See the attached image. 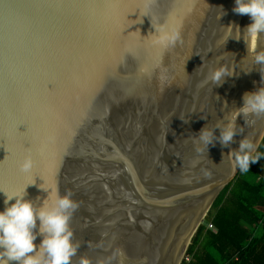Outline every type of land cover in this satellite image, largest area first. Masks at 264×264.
Segmentation results:
<instances>
[{
	"label": "water",
	"instance_id": "water-1",
	"mask_svg": "<svg viewBox=\"0 0 264 264\" xmlns=\"http://www.w3.org/2000/svg\"><path fill=\"white\" fill-rule=\"evenodd\" d=\"M234 5L0 0V189L26 187L37 205L41 188L72 193L71 264H180L239 171L230 152L244 139L258 149L264 115L238 112L243 94L264 86L253 63L264 34L250 39L252 19ZM227 29L240 38L224 44ZM219 67L234 75L205 83ZM233 122L232 142L196 152L202 127Z\"/></svg>",
	"mask_w": 264,
	"mask_h": 264
},
{
	"label": "clouds",
	"instance_id": "clouds-1",
	"mask_svg": "<svg viewBox=\"0 0 264 264\" xmlns=\"http://www.w3.org/2000/svg\"><path fill=\"white\" fill-rule=\"evenodd\" d=\"M233 11L250 15L252 23L245 27L250 39L264 34V0H235ZM224 14L223 10L218 19ZM230 37L240 38L231 29H227L224 44ZM174 39L175 36H164L162 42H171ZM253 63L261 66L259 71L264 82V53L256 54ZM233 75L225 67H219L209 72L205 83L211 81L218 87ZM240 114L245 118L264 115V86L243 94V104L238 112ZM217 128L220 130L219 136L215 134ZM237 133L239 131L234 122L223 128L202 127L194 140L198 145L196 152L200 154L206 150L208 153L209 146L217 141L222 146H227ZM230 153L233 166L241 173H248L251 163L264 158V153L257 151V145L251 139L241 140L238 150ZM21 168L28 171L31 162L25 160ZM41 189L47 191L48 195L40 205L25 198L26 187L23 191H14L11 194L0 189L5 195V208L0 211V264H71L72 257L76 255L79 245L73 240L74 232L70 220L78 204L72 198L71 192L61 194L58 190ZM13 200L14 203H10ZM38 235L41 237L39 245L34 243ZM80 264H89V261L81 258Z\"/></svg>",
	"mask_w": 264,
	"mask_h": 264
},
{
	"label": "trees",
	"instance_id": "trees-1",
	"mask_svg": "<svg viewBox=\"0 0 264 264\" xmlns=\"http://www.w3.org/2000/svg\"><path fill=\"white\" fill-rule=\"evenodd\" d=\"M257 151L264 153V137ZM186 253L189 264H264V158L224 186Z\"/></svg>",
	"mask_w": 264,
	"mask_h": 264
},
{
	"label": "built area",
	"instance_id": "built-area-1",
	"mask_svg": "<svg viewBox=\"0 0 264 264\" xmlns=\"http://www.w3.org/2000/svg\"><path fill=\"white\" fill-rule=\"evenodd\" d=\"M209 227L213 228L211 224H209ZM190 260H191L190 256L187 253H185V255L182 258L181 262H184L185 264H189Z\"/></svg>",
	"mask_w": 264,
	"mask_h": 264
},
{
	"label": "rangeland",
	"instance_id": "rangeland-1",
	"mask_svg": "<svg viewBox=\"0 0 264 264\" xmlns=\"http://www.w3.org/2000/svg\"><path fill=\"white\" fill-rule=\"evenodd\" d=\"M206 223V218L204 219V221H203V224H205ZM207 226L209 227V223H207ZM210 228V227H209ZM210 229H213V228H210Z\"/></svg>",
	"mask_w": 264,
	"mask_h": 264
}]
</instances>
